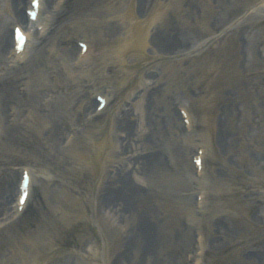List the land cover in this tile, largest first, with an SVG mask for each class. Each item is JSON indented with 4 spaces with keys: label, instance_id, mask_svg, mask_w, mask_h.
<instances>
[{
    "label": "rangeland",
    "instance_id": "obj_1",
    "mask_svg": "<svg viewBox=\"0 0 264 264\" xmlns=\"http://www.w3.org/2000/svg\"><path fill=\"white\" fill-rule=\"evenodd\" d=\"M125 1L143 16L153 10L155 21L145 52L132 48L126 55L125 72L133 79L118 84L119 95L127 98L117 118L107 110L85 124L88 110L78 106L88 109L86 98L99 82L82 77L78 100L71 103L74 120L59 123L57 138L48 126L31 142L18 133L21 114L32 106L17 110L13 127L1 135L0 181L12 182L27 160L43 170L36 172L24 215L15 223H1L0 249L11 233L40 225L47 229L49 248L38 253L36 264H91L92 258L98 264H194L200 229L207 264H264V0ZM158 1L170 7L165 14L156 11ZM18 7L16 0H0V36L6 29L11 33ZM57 12L50 30L39 39L42 49L92 9L82 0H66ZM99 30L109 36L111 26ZM69 35L59 37L62 46L72 49L66 41L72 40ZM53 95L46 90L40 102ZM10 103H5V114ZM182 103L193 108L200 130L208 124L214 134L204 179L210 187L206 212L196 206L202 178L196 176L191 159L200 133L185 137L178 107ZM70 134L78 144L72 151L64 143ZM79 148L83 155L77 159L74 149ZM62 190L70 194L71 205L59 198ZM44 195L55 207L46 214L49 223L39 221ZM9 202L8 207L12 195ZM134 235H140L143 244L139 239L131 244ZM15 252L14 264H28L22 250Z\"/></svg>",
    "mask_w": 264,
    "mask_h": 264
},
{
    "label": "bare ground",
    "instance_id": "obj_2",
    "mask_svg": "<svg viewBox=\"0 0 264 264\" xmlns=\"http://www.w3.org/2000/svg\"><path fill=\"white\" fill-rule=\"evenodd\" d=\"M26 1L27 0H16L17 4L19 2L25 3ZM61 1L51 0V2H55V4H59ZM106 1L107 0H82V2L86 3L87 6H90L92 12L86 15L85 18L78 21H82L81 23H77L67 29H61V32L56 36V40H59V35L66 31H68L74 37L79 33L89 34V30L90 32H93L94 44H91L90 50L82 63H79L76 60L70 63V59L68 58L74 56L76 50L78 49V45H74L72 49H69L66 46L63 47V49H67V52L65 53L63 50L61 51V49V52H59V46L55 44L54 48L56 53L51 55L46 53L41 47H37L39 45L37 44L35 45L33 58L29 57L26 61V63H29V59H31L32 66L30 70H27L26 72H19L20 70H18L17 66H13V68L4 66L2 68L3 78L0 79V97L2 98L3 102L2 106H5V103L10 101L20 104L19 112L22 107L26 106H32V109H34V114L32 117L26 116V118L25 115L27 114L24 115L22 113L23 121L18 124V128L21 131V136L23 138H28V142H31L33 136L39 139L40 132L47 126L50 129L51 134L53 133V137L55 139L58 136L57 130L59 129V123H67V120H74L72 116L71 103L75 100H78L76 96L79 93V87L82 84L80 77L84 72L82 67L85 64H89V67L86 70L91 75V78H93L94 83L95 80L99 82L97 83V88H101V86L107 84L112 85L113 88H117L119 83H121L123 86L133 79V76L131 78L129 75H127V72H125V66L128 64L126 55L132 48H136L137 50H140V52H145L146 47L151 41L150 36L153 22L155 21L150 16L153 10H151L149 14L147 13V16H143L144 14H142V11H137L134 7H132V2L130 3V6L125 0H119V4H110L106 3ZM88 3L91 4L88 5ZM169 9L170 7H164L162 3L158 1L156 11L159 14H162L164 10L165 14ZM16 16L19 17V20H24L26 18L25 12H22L21 8L19 7L16 10ZM117 17H119V21L115 20ZM107 24L111 26L109 36L103 34L102 30H99L101 25ZM12 44H14L13 31L12 34H9L7 30L4 31V33L0 36V64L7 59V57L5 58L2 56L3 52H6V50L12 46ZM29 44H31V40H29ZM95 49L96 52L94 53ZM136 57L139 58V55H136ZM32 60H35V62ZM48 61L52 62V65H50L52 70H56L60 73L58 86L51 83L49 76L50 70L42 66ZM9 62H15V64H19L14 59L10 60ZM109 68L112 70V72H110ZM65 69L67 72H65ZM51 76L53 77V75ZM143 77L144 73H141L139 78L143 79ZM20 84H22L24 87L23 93L19 92ZM46 90H53L54 93H56L55 97L45 102H40V97L43 98L45 96ZM120 93L121 92H118L115 95V97L118 98L119 105L117 108L112 110V115L114 116L113 120L117 118V111L119 108H121V104L127 98V95L122 97V95H119ZM113 96L114 94H111V99ZM88 102L92 104L93 100H91L89 97ZM110 105L111 102L108 103L106 108H109ZM207 106V102H204L203 108H207ZM230 114L231 113L229 112V117ZM6 131L7 128H4L5 133ZM184 132L185 137L190 136L186 131V128H184ZM1 133L2 131L0 130V138ZM108 133L109 131L107 134ZM76 140L77 139L73 140L72 144L70 145L71 151L78 145L75 143ZM15 142L16 141L14 140V143L12 144L13 146H16ZM86 144L84 146H86ZM41 145H39L40 148ZM210 147L211 145L209 146V143H207L206 155L208 158L211 155ZM40 151H43V149ZM74 152L75 158H82L83 152L80 150V148L77 150L74 149ZM97 156L98 153L95 154L94 152L92 154V158H94L93 161H95ZM106 157L107 159L109 158L108 149L106 151ZM28 164L29 163H27L26 166H30ZM30 167L34 181L36 176L35 172H38V170L35 169V167ZM207 168L208 166L206 167L205 171ZM39 171L41 172L42 169ZM106 171L107 168L103 166L104 176ZM12 185L13 184L11 182L0 181V217H3L2 215H4L6 211L9 213L13 209L11 206L8 207V204L10 203L9 197L11 196ZM40 186L43 187L44 191L46 192L47 185L45 180L40 181ZM59 198L64 202L65 206L73 203L70 194L65 192V190H62ZM68 202L70 204H68ZM54 208V205L52 206L44 195V211L41 213L39 221L41 220V223H49V221L46 219V214L49 215L50 212L53 213L52 210ZM64 214L65 213H63V215ZM64 216L66 217V215ZM54 221H57V219ZM59 222L62 223L63 221L59 220ZM17 232L11 233V235L8 236V238L3 242L1 246L2 249H0V264H7V261H9L10 264H14L13 259H15L19 253L15 251L18 249L22 250V253L24 254L22 258L25 257V259L28 261V264H36V257L38 253L49 248V241L46 239L48 234L47 229L45 231L39 225L32 230L26 229ZM140 234H144L143 229L140 230ZM23 238L26 240H23ZM137 239H139L143 244V239L140 235L138 238L134 235L131 239L133 241L131 244L138 243L139 241H137ZM24 244L29 246V251H27V253H25V250H23L25 248ZM105 262L106 263L103 264H107V260Z\"/></svg>",
    "mask_w": 264,
    "mask_h": 264
}]
</instances>
